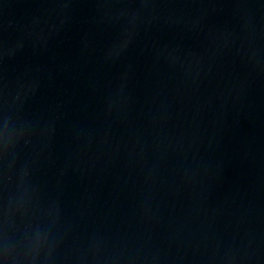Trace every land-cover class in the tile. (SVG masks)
Instances as JSON below:
<instances>
[{"label":"water","instance_id":"water-1","mask_svg":"<svg viewBox=\"0 0 264 264\" xmlns=\"http://www.w3.org/2000/svg\"><path fill=\"white\" fill-rule=\"evenodd\" d=\"M0 264H264V0H0Z\"/></svg>","mask_w":264,"mask_h":264}]
</instances>
